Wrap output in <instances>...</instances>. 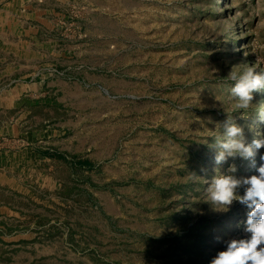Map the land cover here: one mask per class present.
Returning <instances> with one entry per match:
<instances>
[{
  "label": "rangeland",
  "instance_id": "rangeland-1",
  "mask_svg": "<svg viewBox=\"0 0 264 264\" xmlns=\"http://www.w3.org/2000/svg\"><path fill=\"white\" fill-rule=\"evenodd\" d=\"M20 3L0 12V264H210L245 213L212 209L216 169L258 175L214 157L228 115L264 136V89L243 113L227 77L264 71V0Z\"/></svg>",
  "mask_w": 264,
  "mask_h": 264
},
{
  "label": "clouds",
  "instance_id": "clouds-1",
  "mask_svg": "<svg viewBox=\"0 0 264 264\" xmlns=\"http://www.w3.org/2000/svg\"><path fill=\"white\" fill-rule=\"evenodd\" d=\"M234 82L230 89L229 101L238 111H247L254 104L253 93L264 89V71L253 66L241 68L233 65L228 76ZM260 122L264 123V109H258ZM223 137L218 144L214 160L217 165L226 163L229 158H241L256 168L258 175L238 177L236 164H230L221 174L218 169L207 188L209 204L216 212L227 213L234 202L244 209V219L238 222L240 236L223 240V250L210 260V264H264V154L260 155L261 164L256 167L258 150L264 148V136L248 142L243 127L228 115L221 125ZM193 177H198L192 173ZM241 189L243 194H240ZM219 241L220 238L217 237Z\"/></svg>",
  "mask_w": 264,
  "mask_h": 264
},
{
  "label": "crops",
  "instance_id": "crops-1",
  "mask_svg": "<svg viewBox=\"0 0 264 264\" xmlns=\"http://www.w3.org/2000/svg\"><path fill=\"white\" fill-rule=\"evenodd\" d=\"M22 2L20 3V9L19 11L20 12H26L27 9H28V6L25 5V3H27L29 0H4L3 4L1 3L0 1V12H3V10L1 9V7H5L6 8H15V4L18 3V2ZM40 2H43V3H46L47 0H39ZM32 39L30 38V41H24V44H29V43H32ZM8 125L3 127V130H7V132L5 133V135H8V137H17V136H21L23 138H26L28 139L27 141H29L30 137H29V133L27 132H23L22 130V126H19L18 123H12L11 121L7 123ZM28 143H32L31 140L28 142ZM27 143V144H28ZM27 148H25L26 150ZM29 149H32V148H29ZM27 154L30 155V156H33L35 153H33L32 151H27ZM40 156V160L41 161H46V156H42V155H39ZM44 157V159H43ZM74 166L75 168L77 167H81L82 170L84 171L85 174H88V178L90 179L92 176H93V173L95 172V160H94V157L90 155H78L76 157V161H74ZM80 168V169H81ZM78 181V179H76ZM93 180V179H92ZM81 181V180H79ZM94 181V180H93Z\"/></svg>",
  "mask_w": 264,
  "mask_h": 264
},
{
  "label": "trees",
  "instance_id": "trees-1",
  "mask_svg": "<svg viewBox=\"0 0 264 264\" xmlns=\"http://www.w3.org/2000/svg\"><path fill=\"white\" fill-rule=\"evenodd\" d=\"M257 162H258V160H256V164H257ZM260 164H261V163H259V165H260ZM259 165H257V166H259ZM252 172L254 173V172H256V170H253ZM229 237H230V234H229ZM231 237H232V235H231Z\"/></svg>",
  "mask_w": 264,
  "mask_h": 264
}]
</instances>
